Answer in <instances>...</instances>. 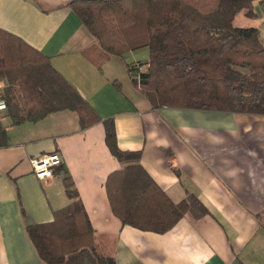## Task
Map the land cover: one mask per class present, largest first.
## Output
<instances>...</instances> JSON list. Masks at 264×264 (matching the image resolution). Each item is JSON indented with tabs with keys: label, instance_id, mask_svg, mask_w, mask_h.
<instances>
[{
	"label": "crops",
	"instance_id": "0c3cea01",
	"mask_svg": "<svg viewBox=\"0 0 264 264\" xmlns=\"http://www.w3.org/2000/svg\"><path fill=\"white\" fill-rule=\"evenodd\" d=\"M68 1L0 0V28L48 55L102 120L113 118L120 148L140 151L143 167L173 201L194 194L208 213L189 211L165 233L124 225L106 189L123 164L106 143L102 120L82 127L77 111L63 109L16 124L7 109L0 116V264H44L27 226L52 221L71 203L68 173L117 264H264V115L152 108L129 72V64L148 58L132 50L100 70L84 54L96 39ZM254 8L245 22L264 40L262 1ZM51 152L62 164L41 180L31 159Z\"/></svg>",
	"mask_w": 264,
	"mask_h": 264
},
{
	"label": "trees",
	"instance_id": "16d2710c",
	"mask_svg": "<svg viewBox=\"0 0 264 264\" xmlns=\"http://www.w3.org/2000/svg\"><path fill=\"white\" fill-rule=\"evenodd\" d=\"M255 0H69L96 43L84 54L100 69L112 56L148 47L146 62L129 64L132 82L152 108L175 107L264 115V40L257 26H236ZM264 6V0H261ZM142 66V69L140 68ZM0 94L16 124L75 110L82 127L101 117L52 65L50 57L0 28ZM106 143L123 164L106 189L124 225L165 233L189 211L208 209L189 194L175 202L141 163L140 151L122 150L113 118L102 120ZM71 203L50 222L27 226L44 264H117L100 245L78 189L68 173Z\"/></svg>",
	"mask_w": 264,
	"mask_h": 264
},
{
	"label": "built area",
	"instance_id": "2783aa9c",
	"mask_svg": "<svg viewBox=\"0 0 264 264\" xmlns=\"http://www.w3.org/2000/svg\"><path fill=\"white\" fill-rule=\"evenodd\" d=\"M264 13V6H263ZM142 69V66H140ZM8 109L6 100L0 96V116L3 111ZM2 133V127L0 125V137ZM62 164V157L58 152H51L48 154L33 157L31 159V165L34 174L41 180H48L54 176L55 169Z\"/></svg>",
	"mask_w": 264,
	"mask_h": 264
},
{
	"label": "rangeland",
	"instance_id": "374dc122",
	"mask_svg": "<svg viewBox=\"0 0 264 264\" xmlns=\"http://www.w3.org/2000/svg\"><path fill=\"white\" fill-rule=\"evenodd\" d=\"M246 19H250L247 17V15L244 14V12H242L235 20L234 24L236 26H250V25H255V24H249L247 22H245ZM252 20V19H250ZM136 52L140 55L139 59L144 61L149 57V51H148V47H142V48H138L136 49Z\"/></svg>",
	"mask_w": 264,
	"mask_h": 264
}]
</instances>
